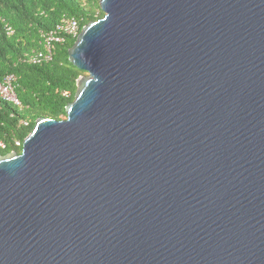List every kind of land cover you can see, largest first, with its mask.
Wrapping results in <instances>:
<instances>
[{"label":"water","instance_id":"water-1","mask_svg":"<svg viewBox=\"0 0 264 264\" xmlns=\"http://www.w3.org/2000/svg\"><path fill=\"white\" fill-rule=\"evenodd\" d=\"M99 6L0 155V264H264V0Z\"/></svg>","mask_w":264,"mask_h":264},{"label":"trees","instance_id":"trees-1","mask_svg":"<svg viewBox=\"0 0 264 264\" xmlns=\"http://www.w3.org/2000/svg\"><path fill=\"white\" fill-rule=\"evenodd\" d=\"M103 15L99 0H0V80L15 76L14 91L21 102L16 106L0 97V141L5 145L0 155L20 152L16 141L23 143L38 118L64 119L77 79L85 74L69 61L68 49L76 40L71 36L56 43L51 61L28 63L27 55L42 48V33L55 29L63 18L76 19L80 32Z\"/></svg>","mask_w":264,"mask_h":264},{"label":"built area","instance_id":"built-area-1","mask_svg":"<svg viewBox=\"0 0 264 264\" xmlns=\"http://www.w3.org/2000/svg\"><path fill=\"white\" fill-rule=\"evenodd\" d=\"M7 32L11 34L13 30L7 26ZM79 34V25L74 18H63L55 29L42 33V48L33 51L27 55L25 60L30 64H41L49 62L54 56V46L56 43H61L66 36L77 37ZM15 76L8 74L0 80V97L3 100L9 101L16 106H21V102L14 91ZM27 124V121H22ZM17 146H22V143L16 141ZM0 147H5L4 143L0 141Z\"/></svg>","mask_w":264,"mask_h":264}]
</instances>
